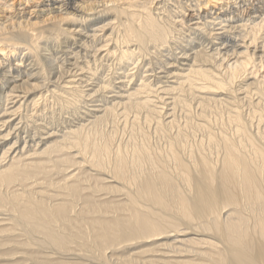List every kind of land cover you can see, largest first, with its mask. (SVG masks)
Instances as JSON below:
<instances>
[{
  "label": "bare ground",
  "instance_id": "6f19581e",
  "mask_svg": "<svg viewBox=\"0 0 264 264\" xmlns=\"http://www.w3.org/2000/svg\"><path fill=\"white\" fill-rule=\"evenodd\" d=\"M0 264H264V0H0Z\"/></svg>",
  "mask_w": 264,
  "mask_h": 264
}]
</instances>
